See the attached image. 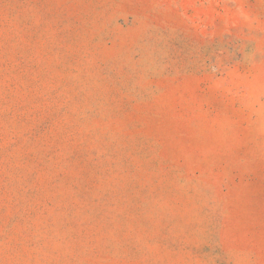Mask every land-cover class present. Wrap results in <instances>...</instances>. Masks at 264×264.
I'll return each instance as SVG.
<instances>
[{
	"label": "rangeland",
	"instance_id": "374dc122",
	"mask_svg": "<svg viewBox=\"0 0 264 264\" xmlns=\"http://www.w3.org/2000/svg\"><path fill=\"white\" fill-rule=\"evenodd\" d=\"M0 264H264V0H0Z\"/></svg>",
	"mask_w": 264,
	"mask_h": 264
}]
</instances>
